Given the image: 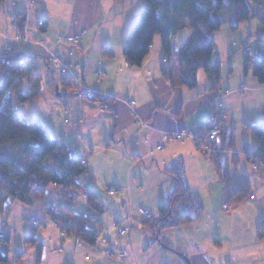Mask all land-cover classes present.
<instances>
[{
    "label": "crops",
    "instance_id": "obj_1",
    "mask_svg": "<svg viewBox=\"0 0 264 264\" xmlns=\"http://www.w3.org/2000/svg\"><path fill=\"white\" fill-rule=\"evenodd\" d=\"M4 1L0 3V38L4 53L13 48L12 52L33 55V68L38 72L40 96L42 93H50L47 81L52 79L50 85L53 83V91L55 89V93L59 92L57 96L66 115L65 122H73L68 128L69 135L65 136L62 143L69 142L78 149L91 178L94 179L106 167H110L114 173L112 182L119 188L117 193L121 200L135 199L134 194L138 195L139 200L150 195L161 200V204L172 190V172L178 169L191 191L202 201L204 209L199 219L166 230L175 231L176 237L179 236L180 239L166 234L167 237L163 240L160 237L163 232L156 234V238L162 240V257L161 261L154 264H197L188 254L193 252L196 257L203 259L205 257L201 253L206 249L216 250L226 244L232 247L233 252L226 253L221 250L224 256L219 259L207 256V263L264 264V238L260 239L257 235V225L264 219V181L261 170L251 171L247 160V153L255 147V138L246 140L240 150L235 146V125L242 123L245 126L246 123L264 121V99L262 103L257 100L256 109L251 113L244 112L239 117H234L235 106L240 111L241 103L244 102L239 95H250L252 99V94L259 91L263 92L264 97V84H257L253 72L250 74L252 63H244V69L247 66L245 74L237 83L229 82L222 86L219 80L216 85L218 90L230 91L223 98L229 113L233 112L226 128L235 129L234 143L232 149L224 152L227 157L222 168L217 165L216 160L197 151L190 140H167L163 142L162 149L156 148L162 142L163 132L190 130L209 121L213 114L212 93L216 89H206L209 78L203 70L197 72L194 88L182 85L175 58H167L158 41L152 43L150 52L140 65H126L128 61L122 54V48L129 30L137 20L140 8L144 5L143 0L139 2L137 11L131 15L126 12L127 0H17L18 4L15 5L12 4L13 0ZM11 9L19 12L23 18V33L41 39L63 62L79 64L78 73L83 85L111 97L109 110H101L98 101L79 96L75 92H67L57 66L50 73H39L44 71L45 66L43 46L29 43L32 45L29 47L15 40V32L10 28L7 15ZM39 20H43V25L39 26ZM81 31V41L73 43L72 36ZM187 31L186 39L179 41L186 42L191 37V32L188 29ZM218 31L225 38L224 46L227 51L233 54L236 49L235 40H242V36L224 25ZM259 39L264 38L261 36ZM214 40V56L220 61L222 53L220 49L216 50V37ZM178 43L176 38L174 45L180 47ZM259 46L260 43L256 44V47ZM98 69L103 73L101 78L97 76ZM246 84L251 87L246 88ZM242 87L245 89L240 92ZM49 95L52 96L51 93ZM130 100L134 102L132 105L129 104ZM244 146L247 151H244ZM137 168L150 169L156 175L153 180H147L135 172ZM227 172L230 175L226 177ZM243 177L250 182L249 195L240 201L226 202L227 197L235 198ZM250 195L255 199H250ZM223 203L231 204V211L222 210ZM141 206L148 209L147 205ZM243 207H254L245 227L242 223V228L236 226V229L226 231L215 229L212 219L220 213H228L225 218V221L228 217L231 218L227 221L228 225L233 219L235 223H240L239 209ZM131 208L128 207V212ZM243 229L250 230L247 238H239L240 241L231 239L235 231L237 234H244ZM113 237L116 242L117 236ZM230 241L232 243H228ZM213 242H216V246ZM237 243L241 245L238 246ZM118 245L127 249L121 244ZM170 247L179 248L182 253H176ZM237 252V256H234Z\"/></svg>",
    "mask_w": 264,
    "mask_h": 264
},
{
    "label": "trees",
    "instance_id": "obj_2",
    "mask_svg": "<svg viewBox=\"0 0 264 264\" xmlns=\"http://www.w3.org/2000/svg\"><path fill=\"white\" fill-rule=\"evenodd\" d=\"M3 1L0 0V3ZM263 2L264 0H144L136 22L126 36L122 54L128 62L140 65L150 52L155 35H159L164 55L176 60L182 85L194 88L197 72L203 70L209 78L206 89L218 90L216 85L221 78V63L214 56L213 33L224 24L236 31L241 23L253 15H258L254 10L259 9ZM257 18L264 24V17ZM23 24L24 20L19 16L21 30ZM185 28L191 32V37L186 42L179 41L180 47H177L174 45L176 36ZM259 40L260 56L253 61L245 56L244 63H252L254 77L260 84H264V40ZM33 69V55L16 52L0 55V209L8 199L18 200L29 206L36 205L45 196L50 183L58 184L61 186L63 201L58 204L46 202V215L56 220L60 229L75 235L84 243L96 246L103 223L100 218L95 219L92 213L101 214L105 207L95 189L80 182V176L89 173L87 165L83 163L84 158L70 143H59L41 120L26 121L17 111L12 110V107L16 106L11 102L12 96L24 102L40 94L38 72ZM51 80L47 82L51 83ZM66 82L63 79V84L67 85ZM48 87L51 88L50 85ZM100 94L95 91L91 95H79L99 103L106 101L109 110L111 97L108 96L103 101ZM209 122L210 120L201 125ZM245 128L251 131L255 138V147L247 153V160L256 156L264 165V121L246 123ZM234 130L226 127L222 129L223 150L211 157L219 167H224L226 149H232ZM246 148L244 146V151H247ZM229 175L227 172L226 177ZM226 181L229 182L228 178ZM172 184L167 199L157 207L151 218L143 221L155 231L193 222L199 219L204 209L199 196L191 191L178 169L172 172ZM73 188L86 193L89 210H73ZM250 190L249 180L243 177L235 198L227 197L226 202L240 201L249 195ZM257 230L258 238H264V219L258 223ZM35 231L31 230V233L26 235V240H35ZM170 249L182 253L179 248ZM40 255L41 248L38 258ZM4 259L6 260V257L0 254V260Z\"/></svg>",
    "mask_w": 264,
    "mask_h": 264
},
{
    "label": "rangeland",
    "instance_id": "obj_3",
    "mask_svg": "<svg viewBox=\"0 0 264 264\" xmlns=\"http://www.w3.org/2000/svg\"><path fill=\"white\" fill-rule=\"evenodd\" d=\"M140 1L141 0L126 1L125 8L126 12L128 11V15H131L135 11H137ZM2 4L4 5L5 1ZM12 4H18L17 0H13ZM254 13L258 14L259 9H255ZM11 14H16L17 16V18H15V23H13L14 18L11 17ZM7 15L11 26L10 28H12L15 32H13L15 40L20 42V44H26V46L29 47L32 46L29 43L40 44L43 46V50L45 51V66L43 68L44 71H39V73H50L52 72V69L57 66V70L61 74L62 66L59 62L53 59L51 55L54 53L50 50V48L48 46H45L41 39L34 38L22 32L19 27V16H21L20 13L15 12V10L11 9L7 12ZM257 16H251L248 20L240 24L238 30L234 31L237 32L238 35L240 34L242 36V40H235L236 44L234 45L236 46V49L233 50V54L229 53L224 46L226 41H224L225 38L223 37L221 31H216L213 33L214 37H216V50L220 49L222 53V56L220 57V85L225 86L229 82L235 84L239 81L240 78L244 76L245 56H250L249 54L246 55L244 53V46L249 45L253 48H257L256 44L260 43L259 37L262 36L264 38L263 23L259 21ZM14 24H16V26H14ZM224 26L226 28L228 27L227 24H224ZM187 32V28H185L177 34L176 38L178 42L180 39H186L188 35ZM79 33L83 34L82 31ZM153 40L154 44L158 41L160 45L159 35H155ZM71 41L73 42V39H71ZM80 41L81 39L78 42L73 43L77 44ZM241 41H243L242 44ZM11 43L12 42H10V44ZM11 49L12 50L10 52L13 51V48ZM0 53H4V47L1 38ZM250 74H252V64ZM50 75L51 77H53V74ZM98 78L100 77L98 76ZM253 78L256 80L257 84H259L256 77ZM63 79L67 81V85L64 84L67 92H74L77 89L79 90V88L71 86L68 79H66L65 77H63ZM241 84L243 83L241 82ZM49 85L50 83L47 82V86ZM239 85L240 84H238V86ZM50 86L51 88H47L49 89L52 96L49 95L50 93H42L41 96H32L24 102H20L15 99L14 96H12L11 101L13 104L17 105V113H19L26 121H31L34 119L41 120L43 124L49 129L51 135L56 137L59 143H62L65 139V136L67 137L69 135H67L68 128L72 126L73 122H65L66 115L63 111V107L60 104L59 97L57 96L59 92L57 91V93H55V89L53 91V83ZM245 87L248 88L251 86L249 84H246ZM241 89L243 90L241 91ZM244 89L245 88L242 87L239 89V91L243 92ZM235 92L238 91L236 90ZM239 96H241L240 98L243 99L241 101L244 102L241 103L240 111L236 110L237 108L235 106L234 117H239V115L243 114L244 112H246V114L251 113L253 109H256V106L258 104L257 100L259 102L261 101L262 103V99H264L263 92L259 91H256L252 94V96H254L253 98L258 97L255 100L253 98L251 99L249 97L250 95H247V97L243 95ZM5 106L6 104L4 105V107ZM230 113H228V121H230L233 112ZM69 118L72 121L70 115ZM241 125H235L237 128V138L235 140V146L236 149H238L239 147V150L241 148V145H243L246 140L251 141V138L254 137L251 131L246 129L245 126ZM209 158L211 157L209 156ZM249 165L251 171L259 172L261 170L262 180L264 181V168H260L259 170L255 171L254 166L252 165V162L250 160ZM111 169L112 168L110 167H106L105 171L102 174L99 173V175L94 179H92L88 173H84L80 176V182L86 187L94 188L99 200L104 204L105 211L103 213L92 214L94 215L95 219H101L104 226L103 233L111 239V242L113 241L115 246L119 247L118 244H121L122 246H125L127 248L126 250L128 254L124 259H119L114 263L112 259L108 258L105 249L108 244L102 243L100 245L98 243V245L92 246L78 240V238L73 234L66 232L65 236L64 230L60 229V227L58 226V222L46 215V212L44 210V204H46V202L58 204L63 201L61 186L55 183H50L46 190L45 196L41 198L36 205L29 206L18 200L8 199L2 209H0V253H2V255L7 258V260H0V264H90V262H95L96 264H154L161 261L160 259L162 257V250L160 246L162 240L157 239L156 234L159 232H163V235L160 236L163 240H165V237H167L166 234H172L173 236H170L173 238H180L179 236L176 237L177 235L175 231L166 232V230L170 228L155 231L154 229L146 226L143 222L145 220V217L139 211L140 207L144 208V206L141 205H147L148 209L155 214L157 211V205L160 204L159 201L161 200H157L150 195H146L143 197V199L139 200L138 195L136 194H134L133 196L135 199L126 198V200H121L119 197V193H117L119 190L117 191V189V192L111 194L107 190V187H109V185L116 186L114 182H112V174L114 173ZM135 172L141 177L146 178L147 180H153L156 175L155 173L151 172L150 169L137 168ZM71 192L75 197L72 205L73 210L76 212L89 210V206L86 202V193L77 188L71 189ZM130 206L132 208L128 212V207ZM253 208L254 207H243L239 209V212L241 210L238 219L240 223H235V219H233V222L229 223L228 225L227 221H229L228 219H231L230 217H228L227 221H225L228 213H220L219 215H217V217H215V219H212L214 220L213 225L215 226V229H225L224 231H226L227 229H236V226L241 227L242 223L243 227H245V224L248 223L250 215L254 212ZM229 211H231V209ZM32 219H36L37 222L32 221ZM114 220L121 221L122 226L124 228H127V232L124 236L116 233L117 228L113 224ZM31 230H36L35 233H33V238L35 240L28 241L26 240V235H29L31 233ZM105 230H107L108 233ZM243 230L245 231L244 234L243 232L237 234V231H235L232 235L233 237L231 236V239L240 241L239 238H247L250 230ZM114 235L117 236L115 237L117 239L116 242L113 239ZM182 237L183 236H181V238ZM40 243H43V245L41 246ZM228 243L232 242L230 241ZM212 244L216 246V242H213ZM237 244L238 246L241 245V243ZM39 247L41 248L40 258H38V251L40 249ZM221 250L226 251V253L233 252L232 247L229 244H226L225 246L217 248L216 250L210 249V251H208L206 249L204 253H201L202 256L205 257L203 259H201V257L200 259L196 257L193 252L188 255L197 264H210L207 263V256L219 259L224 256ZM237 254L238 252L235 253L234 256H237Z\"/></svg>",
    "mask_w": 264,
    "mask_h": 264
},
{
    "label": "built area",
    "instance_id": "obj_4",
    "mask_svg": "<svg viewBox=\"0 0 264 264\" xmlns=\"http://www.w3.org/2000/svg\"><path fill=\"white\" fill-rule=\"evenodd\" d=\"M15 12H17L15 10ZM259 16L264 17V2L259 5ZM11 17L13 19V23H15V18H17L16 14H11ZM38 24L41 26L43 25V20H39ZM16 26V24H14ZM18 26V25H17ZM82 33H78L72 37L73 42H78L82 38ZM39 39V38H38ZM37 39V40H38ZM39 41V40H38ZM260 47L253 48L252 46H244V53L247 55L249 54V58L254 60L260 56ZM54 60L60 63L62 66L61 68V75L68 79L70 81L71 86L79 88V90H75L74 92H77L78 94L81 93H86L88 95H91L92 93L95 92V90H91L90 88H86L81 79L80 75L78 73V68L80 67L79 64H67L63 62L61 57H59L56 54L51 55ZM164 61H166L164 59ZM130 62H127L126 65H130ZM49 69V68H48ZM35 70V69H33ZM102 71L100 69L97 70V75L101 78L102 76ZM243 89H241L242 91ZM229 90H215L212 94V100H211V105H212V110L213 114L210 119V122L206 125H200L194 129L190 130H183L179 132H163L162 134V142H160L156 148L157 149H162L163 147V142L167 140H175V141H183V140H190L192 141L194 148L201 152L203 155L206 157H214L216 156L219 152L223 150V142H222V129L223 127H226L228 124V108L226 107L223 98L229 94ZM108 96L101 93L100 94V99L101 100H106ZM134 102L130 100L129 104L132 105ZM100 108L101 110H106L108 108V104L105 102H100ZM12 110L15 112L17 111V106H13ZM71 146H73L71 144ZM250 161L252 162V165L254 166V170H259L260 168H264V165L261 163L259 160V157L256 156H251ZM84 164L85 161H83ZM264 179V177H263ZM119 190L117 186L114 185H109L107 187V190L113 194L114 192ZM250 199H255L253 195H250ZM231 209V204L229 203H223L222 205V210L224 211H229ZM140 213L145 217V219L151 218L153 216V213L150 212L146 208H139ZM32 221H36L35 219H32ZM114 226L117 228V234L120 235H125L127 232V228H124L121 224V221L119 220H114L113 221ZM64 234L66 236V232L64 231ZM99 239V244L101 245L102 243L108 244L106 249V255L108 258L112 259L114 263L118 261L119 259L122 260L127 256V250L124 248H120L118 246H115L113 241L111 242V239L105 235L103 232L100 233L98 236Z\"/></svg>",
    "mask_w": 264,
    "mask_h": 264
}]
</instances>
